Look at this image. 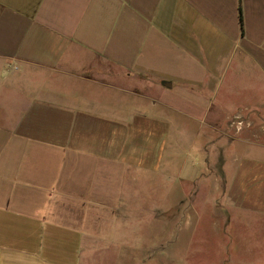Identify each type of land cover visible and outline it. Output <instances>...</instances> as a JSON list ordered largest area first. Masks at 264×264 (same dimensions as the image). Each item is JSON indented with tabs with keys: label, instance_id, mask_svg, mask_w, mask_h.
Returning a JSON list of instances; mask_svg holds the SVG:
<instances>
[{
	"label": "crops",
	"instance_id": "crops-1",
	"mask_svg": "<svg viewBox=\"0 0 264 264\" xmlns=\"http://www.w3.org/2000/svg\"><path fill=\"white\" fill-rule=\"evenodd\" d=\"M165 108L206 126L193 193L264 217V0H0V264H97L87 166L157 167Z\"/></svg>",
	"mask_w": 264,
	"mask_h": 264
},
{
	"label": "rangeland",
	"instance_id": "rangeland-1",
	"mask_svg": "<svg viewBox=\"0 0 264 264\" xmlns=\"http://www.w3.org/2000/svg\"><path fill=\"white\" fill-rule=\"evenodd\" d=\"M165 109L156 114L171 118L172 126L163 139L157 167L108 172L103 163L93 169L87 166V173L102 178L104 196L102 253L97 264H229L221 235L237 239L232 246L239 247L241 255L234 262L254 264L264 251V217L236 209L227 213L215 196L193 193L195 181L188 177L198 170L197 154L206 126ZM245 129L231 127V135H244Z\"/></svg>",
	"mask_w": 264,
	"mask_h": 264
},
{
	"label": "built area",
	"instance_id": "built-area-1",
	"mask_svg": "<svg viewBox=\"0 0 264 264\" xmlns=\"http://www.w3.org/2000/svg\"><path fill=\"white\" fill-rule=\"evenodd\" d=\"M230 127H235L236 129L241 130L244 125V118L242 116H236L230 122Z\"/></svg>",
	"mask_w": 264,
	"mask_h": 264
},
{
	"label": "water",
	"instance_id": "water-1",
	"mask_svg": "<svg viewBox=\"0 0 264 264\" xmlns=\"http://www.w3.org/2000/svg\"><path fill=\"white\" fill-rule=\"evenodd\" d=\"M168 85H170V84H168Z\"/></svg>",
	"mask_w": 264,
	"mask_h": 264
}]
</instances>
